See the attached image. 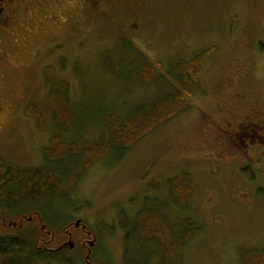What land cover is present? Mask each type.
Returning a JSON list of instances; mask_svg holds the SVG:
<instances>
[{
  "label": "rangeland",
  "instance_id": "374dc122",
  "mask_svg": "<svg viewBox=\"0 0 264 264\" xmlns=\"http://www.w3.org/2000/svg\"><path fill=\"white\" fill-rule=\"evenodd\" d=\"M255 1L237 0L227 7L225 0H168L164 12L133 33L132 26L128 32L118 30L113 19L92 11L77 18L68 8L56 18L52 2L42 10L35 0H23L24 18L8 28L3 41L7 53L0 61V155L21 168L51 165L66 171L57 170L62 177L58 192L33 210L45 212L56 228L62 218L77 220L70 213L80 210L83 223L100 234L105 247L91 254V262L126 264L125 231L113 227L115 219L120 211L134 217L150 197L151 202L167 203L162 211L173 233L183 228L187 216L202 226L171 264H264V158L242 156L236 149L245 155V148L215 141L212 122L225 103L223 92L234 81L251 92L263 112L258 120L264 119V6L256 7ZM231 7L238 14L226 10ZM74 20L82 23L75 25ZM214 46L194 86L192 105L122 155L113 147L82 167L87 159L82 148L106 136L103 113L114 112L126 120L137 105L174 89L140 78L147 57L168 71L174 62ZM48 62L55 72L51 79L44 72ZM52 93L76 112L67 127L55 118ZM29 103L42 110L43 128L28 114ZM215 123L219 134L226 135ZM55 136L76 141L78 153L48 162L45 148L54 145ZM174 177L192 188L187 210L171 201L168 180ZM34 221L24 228L37 227ZM130 246L147 254V264H161V239H140ZM68 256L86 264L76 252Z\"/></svg>",
  "mask_w": 264,
  "mask_h": 264
},
{
  "label": "trees",
  "instance_id": "16d2710c",
  "mask_svg": "<svg viewBox=\"0 0 264 264\" xmlns=\"http://www.w3.org/2000/svg\"><path fill=\"white\" fill-rule=\"evenodd\" d=\"M214 49L215 46L206 48L191 59H180L174 62L171 70L168 71H162L157 61L147 57V66L145 69L144 62L139 72L140 78L154 83L156 87L171 84L174 89L163 90L148 103L137 105L126 120H122L114 112L103 113L101 118L107 128L106 136L82 148V152L87 157L82 167L88 168L97 159L106 156L113 147L119 155H122L157 125L192 105L194 86L200 81L205 61ZM44 72L49 79L55 74L51 65L46 66ZM49 75L52 77L50 78ZM51 103L56 120L65 127L69 126L76 116L74 108L68 103L58 101L54 93L51 95ZM27 112L37 118L40 127H44L43 113L37 104L29 103ZM53 139L54 145L45 148L44 156L48 162L60 161L69 154L78 153L79 146L76 141H65L59 136ZM0 168L3 169L0 172V264H41L44 262L76 264L68 256L69 253L65 251V248L61 251L56 247L60 237L55 235V231L59 233L62 226L68 224L67 217L62 218L63 221H60L56 228L47 221L46 213L38 210L39 219L35 218L34 221L37 227L24 228V226H31L32 222H28V225H25V221L23 225L20 224L21 215L24 212L32 211L41 200L51 198L58 192L62 183V177L58 171L62 173L66 171L63 170V172L51 165L21 168L8 163L2 155H0ZM178 180V177L168 180L170 198L172 203L187 210L189 209L188 195L192 188L188 183L182 184ZM155 186L159 187V183ZM145 203V206L134 217L129 216L125 211L119 214V226L125 231L127 245L124 252L125 263L147 264V254L144 256L134 247L131 248L130 244L140 239L159 238L164 242L165 247L161 264H171L175 256L181 255L184 247L192 236L201 230L202 226L197 225L193 218L187 216L183 228L173 233L171 222L162 211V206L167 203L151 202L150 197H146ZM65 215L64 213L63 216ZM41 217H44L43 223L47 224L52 235L47 234L38 224ZM12 221H16L17 225H14ZM103 224L105 228L109 225L108 222H103ZM113 227L116 228V226Z\"/></svg>",
  "mask_w": 264,
  "mask_h": 264
},
{
  "label": "flooded vegetation",
  "instance_id": "af4514ba",
  "mask_svg": "<svg viewBox=\"0 0 264 264\" xmlns=\"http://www.w3.org/2000/svg\"><path fill=\"white\" fill-rule=\"evenodd\" d=\"M38 8L45 10L48 2L54 4L57 11L55 17L59 18L61 12L67 11L70 8L77 13V18H82V13L92 11L100 14L103 17H109L115 22L118 30L127 31L128 27H133V33L142 31L144 25L147 26L150 22L155 20L156 16L164 12L168 0H35ZM237 0H225L224 6L230 7ZM23 0H0V61L6 57V50L3 49V41L7 36V30L15 22L23 20L21 15V5ZM25 5V4H24ZM256 7H263L264 0H256L254 2ZM26 8V5L24 6ZM226 9L232 15H236V11ZM60 13V14H59ZM119 13H124L120 15ZM124 16V17H119ZM115 17H118L116 21ZM75 25H80L82 21L74 20ZM48 65H53L48 62ZM247 75L249 69L246 71ZM232 78H230V81ZM231 83L230 87L223 92V100L225 103L218 106V115L213 119V128L216 131L214 140L221 141V144H227L245 148V155L236 149L242 156L252 155L253 158L261 160L264 158V119L258 120L259 116L263 114L253 99L251 92L246 93L238 82ZM225 97V98H224ZM221 124L226 130V135L219 134L217 130L216 121ZM234 145V146H233ZM77 210V209H76ZM121 212V211H120ZM118 219H115L116 227H119V214ZM39 211L34 210L28 214L21 215L20 224L23 225L24 221L32 222L35 218L39 219ZM127 213V212H126ZM70 216L76 217L77 220H70L68 224L62 226L59 231L60 238L56 247L59 250L65 248L66 252H76L78 255L84 256L86 264H102L90 261L91 254L96 251L102 253L104 244L98 232L90 229L83 223V216L80 210L78 212L72 211ZM44 217L39 220L40 227L49 235L52 231L49 230L47 224L43 223ZM107 222V221H106ZM14 225H17V223ZM58 231H55V235ZM58 236V235H57ZM73 240H77L74 241Z\"/></svg>",
  "mask_w": 264,
  "mask_h": 264
}]
</instances>
